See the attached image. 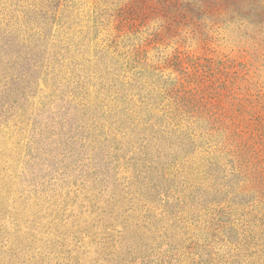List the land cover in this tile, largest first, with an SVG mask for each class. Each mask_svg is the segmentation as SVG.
<instances>
[{"label": "rangeland", "instance_id": "rangeland-1", "mask_svg": "<svg viewBox=\"0 0 264 264\" xmlns=\"http://www.w3.org/2000/svg\"><path fill=\"white\" fill-rule=\"evenodd\" d=\"M9 1L23 12L49 2ZM75 2L72 15L79 23L71 32L91 36L89 58L114 41L118 53L146 52L147 63L157 68L149 80L155 89L179 84L202 98L224 124L221 130L248 140L264 167V0ZM37 85L24 108L0 109V264H264L261 205L231 210L225 196L223 203L211 196L207 207L167 212L168 221L143 238L133 234L134 226L109 218L105 199L132 171L104 165L107 192L97 195L93 176L83 187L81 174L93 170L94 160L64 157L51 115L61 106L66 110L68 93L53 100L52 82L43 74ZM207 148L202 145L199 156H207ZM154 213L157 219L166 214L161 205Z\"/></svg>", "mask_w": 264, "mask_h": 264}, {"label": "trees", "instance_id": "trees-1", "mask_svg": "<svg viewBox=\"0 0 264 264\" xmlns=\"http://www.w3.org/2000/svg\"><path fill=\"white\" fill-rule=\"evenodd\" d=\"M75 6V0H49L23 12L13 1L0 0V109L26 106L41 74L52 82L53 100L63 101L68 93L66 110L60 112L61 106L51 113L63 138V155L77 163L94 160L93 170L81 175L83 187L94 177L97 195L109 184L104 165L132 171L105 203L107 216L134 226L136 237H149L157 224L168 221L167 212L183 205L207 207L211 196L220 203L225 196L231 210L264 207V167L248 140L221 130L224 124L213 107L182 85L155 89L149 80L157 68L147 63L146 52L118 53L114 41V47L89 58L91 36L71 32L79 23L72 15ZM39 134L46 139L45 130ZM220 137L224 141L215 140ZM202 145L208 147L207 156H199ZM176 192L182 197L170 202ZM156 205L163 206V218L157 219ZM126 210L131 215L125 216Z\"/></svg>", "mask_w": 264, "mask_h": 264}]
</instances>
